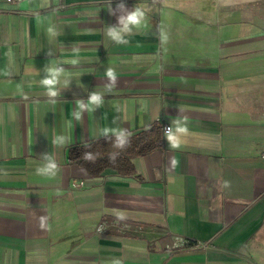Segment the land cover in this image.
Here are the masks:
<instances>
[{
  "label": "crops",
  "instance_id": "obj_1",
  "mask_svg": "<svg viewBox=\"0 0 264 264\" xmlns=\"http://www.w3.org/2000/svg\"><path fill=\"white\" fill-rule=\"evenodd\" d=\"M154 121L131 174L67 160ZM0 264H264V0H0Z\"/></svg>",
  "mask_w": 264,
  "mask_h": 264
},
{
  "label": "trees",
  "instance_id": "obj_2",
  "mask_svg": "<svg viewBox=\"0 0 264 264\" xmlns=\"http://www.w3.org/2000/svg\"><path fill=\"white\" fill-rule=\"evenodd\" d=\"M126 144L118 145L116 134H103L68 147L67 160L84 168L89 174L99 175L106 168L119 174L134 172L133 158L145 155L163 145L162 125L158 121L133 133L125 134ZM93 159H85V154ZM115 159H111V157Z\"/></svg>",
  "mask_w": 264,
  "mask_h": 264
},
{
  "label": "clouds",
  "instance_id": "obj_3",
  "mask_svg": "<svg viewBox=\"0 0 264 264\" xmlns=\"http://www.w3.org/2000/svg\"><path fill=\"white\" fill-rule=\"evenodd\" d=\"M117 8L123 10L126 14L117 17V24L113 26H109L107 35L117 43H127L128 41L125 39V36L134 35L135 34L133 32L134 28L139 30L144 26V21L146 18L145 11L141 7H135L131 11H129L126 9L123 3L118 4ZM110 12H113V14H115L112 9H110ZM48 31L54 34L52 28H49ZM50 54L51 53H49V55ZM70 63L76 64L77 61L72 60L70 61ZM62 71H63L62 68H48V67L45 68V72L47 75L41 80V84L48 89V95L51 97H55L57 95V92L53 90V86L56 84L57 77ZM106 75L109 78V81L111 82L108 84V89L109 91H111V88L114 87L116 83V73L113 69H108ZM89 101L92 105L95 106H99L103 102L102 96L97 93L91 94ZM81 107H84V105H81ZM77 118H79V114H77ZM109 131H115V130L104 129V134L107 135ZM177 131L183 132L186 131V129L178 128ZM116 138L118 145L124 146L126 144L124 132H118L116 134ZM169 139L171 140L172 137L169 136ZM178 146H179L178 144H173V147H178ZM45 159H47L49 163L44 168H38L37 169L38 174L49 172L56 168L55 163L51 161L50 157L46 155ZM85 159L92 160L93 157L91 154L86 153ZM111 159L114 160L115 158L112 156Z\"/></svg>",
  "mask_w": 264,
  "mask_h": 264
},
{
  "label": "built area",
  "instance_id": "obj_4",
  "mask_svg": "<svg viewBox=\"0 0 264 264\" xmlns=\"http://www.w3.org/2000/svg\"><path fill=\"white\" fill-rule=\"evenodd\" d=\"M18 0H4L5 3L7 4H13L16 3ZM170 131V127L168 125L163 126V132L167 133Z\"/></svg>",
  "mask_w": 264,
  "mask_h": 264
}]
</instances>
